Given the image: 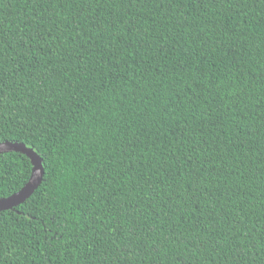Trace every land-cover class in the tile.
I'll list each match as a JSON object with an SVG mask.
<instances>
[{"label": "trees", "instance_id": "1", "mask_svg": "<svg viewBox=\"0 0 264 264\" xmlns=\"http://www.w3.org/2000/svg\"><path fill=\"white\" fill-rule=\"evenodd\" d=\"M4 141L0 264H264V0H0Z\"/></svg>", "mask_w": 264, "mask_h": 264}, {"label": "water", "instance_id": "2", "mask_svg": "<svg viewBox=\"0 0 264 264\" xmlns=\"http://www.w3.org/2000/svg\"><path fill=\"white\" fill-rule=\"evenodd\" d=\"M9 151L26 154L32 160L33 172L29 181L21 189L8 197L0 198V212L18 207L26 202L40 187L45 176L43 159L33 148L19 142H0V153Z\"/></svg>", "mask_w": 264, "mask_h": 264}]
</instances>
